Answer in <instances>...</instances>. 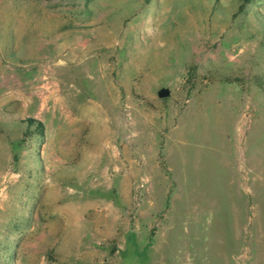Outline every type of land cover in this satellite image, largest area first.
Returning <instances> with one entry per match:
<instances>
[{
	"label": "rangeland",
	"instance_id": "obj_1",
	"mask_svg": "<svg viewBox=\"0 0 264 264\" xmlns=\"http://www.w3.org/2000/svg\"><path fill=\"white\" fill-rule=\"evenodd\" d=\"M263 78L264 0H0V264H264Z\"/></svg>",
	"mask_w": 264,
	"mask_h": 264
},
{
	"label": "trees",
	"instance_id": "obj_2",
	"mask_svg": "<svg viewBox=\"0 0 264 264\" xmlns=\"http://www.w3.org/2000/svg\"><path fill=\"white\" fill-rule=\"evenodd\" d=\"M249 1H251V0H241V2L243 4L248 3ZM254 85L257 86V87H259V88L263 87L264 86V78L261 79V81H259V79L256 80L254 82ZM26 122H27L28 125L34 124L35 125V128H36V131L38 132V134L39 135L41 134V132H42V126H41V124L39 122L34 121L32 119H27Z\"/></svg>",
	"mask_w": 264,
	"mask_h": 264
},
{
	"label": "water",
	"instance_id": "obj_3",
	"mask_svg": "<svg viewBox=\"0 0 264 264\" xmlns=\"http://www.w3.org/2000/svg\"><path fill=\"white\" fill-rule=\"evenodd\" d=\"M157 96H158L159 98L166 97V96H167V90H165V89H160V90L157 92Z\"/></svg>",
	"mask_w": 264,
	"mask_h": 264
}]
</instances>
